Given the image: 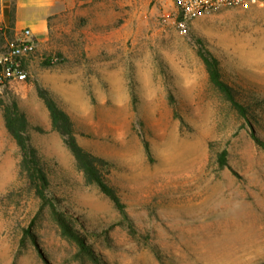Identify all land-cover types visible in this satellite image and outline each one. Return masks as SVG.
Returning <instances> with one entry per match:
<instances>
[{"label": "rangeland", "instance_id": "1", "mask_svg": "<svg viewBox=\"0 0 264 264\" xmlns=\"http://www.w3.org/2000/svg\"><path fill=\"white\" fill-rule=\"evenodd\" d=\"M66 4L37 41L23 96L6 84L0 101L24 112L50 190L100 264H263L264 149L251 130L264 141V3L204 14L187 35L172 0H108L103 20L101 0ZM14 34L0 29V47ZM199 49L252 127L209 83ZM36 87L53 89L77 143L105 162L125 217L86 183ZM13 142L0 153V264H96L61 236Z\"/></svg>", "mask_w": 264, "mask_h": 264}, {"label": "trees", "instance_id": "2", "mask_svg": "<svg viewBox=\"0 0 264 264\" xmlns=\"http://www.w3.org/2000/svg\"><path fill=\"white\" fill-rule=\"evenodd\" d=\"M4 15L7 18L11 16L8 9H4ZM197 55L203 63L209 83L222 95L237 114L252 127L248 107L238 99L236 90L222 78L218 60L202 49L198 50ZM53 63V59L50 58L44 62V65L51 66ZM4 86L6 84L0 83V87ZM36 91L49 114L51 129L62 138L64 145L75 160L76 168L82 173L86 183L96 185L100 192L113 203L120 215L125 217L124 205L115 189L109 185L105 174L101 170L105 162L85 151L77 143L72 122L68 115L59 107L54 96L41 87H36ZM0 109L3 114L5 128L17 145L21 155L19 162L20 175L27 180L35 196L41 201V206H48L61 236L73 241L78 246L80 254L87 255L94 263L100 264L99 257L87 244L83 235L74 228L71 220L67 218V214L62 210L59 198L50 190L48 175L44 170L37 150L30 144L28 135L29 122L24 112L20 110L16 101L10 104H4L0 101ZM251 136L264 149V141L255 131L251 130ZM146 149L148 151V148ZM227 156L228 152L226 149H223L217 155V164L220 169L228 167ZM24 233L29 235V229L25 230Z\"/></svg>", "mask_w": 264, "mask_h": 264}, {"label": "built area", "instance_id": "3", "mask_svg": "<svg viewBox=\"0 0 264 264\" xmlns=\"http://www.w3.org/2000/svg\"><path fill=\"white\" fill-rule=\"evenodd\" d=\"M176 8L175 24L182 35H187L192 22L216 11L261 5L264 0H172ZM37 41L29 29L15 32L0 47V83L25 82L28 77L27 63L34 54Z\"/></svg>", "mask_w": 264, "mask_h": 264}, {"label": "crops", "instance_id": "4", "mask_svg": "<svg viewBox=\"0 0 264 264\" xmlns=\"http://www.w3.org/2000/svg\"><path fill=\"white\" fill-rule=\"evenodd\" d=\"M67 0H0V29L18 32L23 29H29L36 41L44 40L49 34V18L53 15L57 7V14L66 11ZM74 1L70 0L71 7H74ZM105 8V17L108 19V0H101L100 7L101 19L103 20V10ZM4 9H8L10 17H5ZM103 25V21L100 22ZM9 88H13L16 93L18 89L24 87L22 82H11ZM48 92L53 94V89L46 87ZM20 91V90H19ZM54 95V94H53ZM14 141L5 128L3 114L0 111V153L5 150L8 141ZM15 144V142H13ZM17 145L15 144V149ZM21 158V157H20ZM20 162V161H19Z\"/></svg>", "mask_w": 264, "mask_h": 264}]
</instances>
